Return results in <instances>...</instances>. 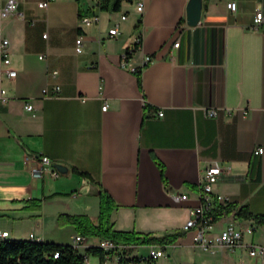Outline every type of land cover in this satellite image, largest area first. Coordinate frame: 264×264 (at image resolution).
I'll return each mask as SVG.
<instances>
[{
    "label": "crops",
    "instance_id": "1",
    "mask_svg": "<svg viewBox=\"0 0 264 264\" xmlns=\"http://www.w3.org/2000/svg\"><path fill=\"white\" fill-rule=\"evenodd\" d=\"M13 1V14L0 16V44L8 42L0 51L5 240L32 233L46 242L61 214L96 221L102 188L119 205L110 216L114 230L184 233L173 244L156 245L164 257L151 264H264V254H248L253 246L264 249V225L253 220L232 212L213 221L212 235L228 226L243 232V246L234 251H204L184 230L212 165L221 169L213 193L264 217V154H253L264 145V0H203L193 27L186 24L189 0H144L142 13L137 0L123 1L116 12L102 10L99 0ZM41 2L47 6L39 8ZM257 12L263 19L255 26ZM80 15L97 21L81 25ZM115 25L118 34L110 37ZM138 34L141 43L123 68L121 58ZM145 56L151 62L138 76L130 69ZM42 156L51 166L33 178ZM54 164L68 173L53 176ZM25 200H40V210L25 209ZM20 222H27L24 237ZM148 246L138 252L146 254Z\"/></svg>",
    "mask_w": 264,
    "mask_h": 264
},
{
    "label": "built area",
    "instance_id": "2",
    "mask_svg": "<svg viewBox=\"0 0 264 264\" xmlns=\"http://www.w3.org/2000/svg\"><path fill=\"white\" fill-rule=\"evenodd\" d=\"M15 2L13 0H9L5 3L4 6L0 7V16L2 18L8 17L13 14ZM47 6V2H41L38 4L39 8H45ZM227 8L231 11L236 10V3L229 2L227 3ZM137 11L142 13L144 10V0H137ZM126 19L125 15L121 16V20ZM263 19L262 12H257L254 19V24H261ZM97 21V17L91 16H80L79 23L84 26H88L91 23ZM118 34V27L115 25L113 28L109 29L108 35L110 37H116ZM45 38L46 35H43ZM134 46L129 48L121 58V67L126 68V63L131 55V53L138 49L141 43V36L138 34L134 40ZM7 41H2L0 44V51H5V47L7 45ZM77 46L81 45V39L76 40ZM179 43H174V47H178ZM9 62L8 59L4 58L3 63L7 64ZM151 62L150 56H145L142 60V65L140 67H134L130 70L133 73H137L141 71V69ZM15 71H8L7 75L9 77L15 76ZM59 88H56L58 90ZM4 90H1L0 97L3 101H6L4 97ZM107 106H103L102 109L105 110ZM27 110H31L32 106L30 104L26 105ZM159 116L163 115V112L158 113ZM207 116L209 118H215L217 116V112L214 109H209L207 111ZM255 156H261L264 154V145L256 148L253 151ZM51 166L50 160L46 156L40 157L37 161V166L31 168V175L33 178H40L42 174ZM53 176H58V172L53 170ZM221 174V169L218 165H212L208 167L203 174L202 182L200 185V205L194 208L191 211L192 217L186 222L184 226V230H191L193 233V243L200 247L202 250L207 252H213L214 249H226L229 251H234L236 248L242 247V238L243 232L239 229H236L233 226H228L220 233L216 235L211 234V228L213 224L212 216L210 212L214 207L215 203L220 205L228 204V201L225 197L221 195H217L213 193V185L218 181V178ZM186 196H182V199H185ZM248 233L253 232V228L249 227L247 229ZM8 237V232L4 231L0 234V242L5 240ZM29 239L37 242H43L34 234L29 235ZM68 247L72 250L74 255L80 257L79 262L74 264H151V262L164 257V251L162 247L156 245H147V253L140 254L138 249L143 245L138 244H125V243H116L112 239L108 238H96L92 236H81L75 234L71 237L69 243H67ZM63 252V251H62ZM60 251H55L52 253L53 259H59L63 253ZM250 256L263 255L264 249L258 247H251L248 251ZM95 259L94 263L92 260ZM73 264V263H70ZM239 264H244L243 262H239Z\"/></svg>",
    "mask_w": 264,
    "mask_h": 264
},
{
    "label": "trees",
    "instance_id": "3",
    "mask_svg": "<svg viewBox=\"0 0 264 264\" xmlns=\"http://www.w3.org/2000/svg\"><path fill=\"white\" fill-rule=\"evenodd\" d=\"M130 0H99L102 10L119 11L121 3ZM82 16V15H80ZM141 71H138V76ZM76 172L82 177L88 175ZM99 214L96 221L86 215L61 214L57 218L59 226H71L75 233L81 236H92L96 238L112 239L116 243L138 244V245H169L173 244L184 235L181 231L165 233L162 235L139 234L136 232L116 231L111 222V212L119 205L102 188L98 190ZM25 209L40 210V200L21 201ZM234 212L237 219L253 220L258 225H264V217L251 214L247 208H237L235 205L226 206L215 203L210 215L213 221H217L224 215ZM60 251L63 253L59 259H53L52 253ZM80 257L74 255L67 244H56L51 242H37L30 239L25 240H3L0 242V264H70L79 262Z\"/></svg>",
    "mask_w": 264,
    "mask_h": 264
},
{
    "label": "water",
    "instance_id": "4",
    "mask_svg": "<svg viewBox=\"0 0 264 264\" xmlns=\"http://www.w3.org/2000/svg\"><path fill=\"white\" fill-rule=\"evenodd\" d=\"M203 10V0H189L186 6V24L196 26ZM53 168L62 175L68 173V168L62 164H54Z\"/></svg>",
    "mask_w": 264,
    "mask_h": 264
},
{
    "label": "rangeland",
    "instance_id": "5",
    "mask_svg": "<svg viewBox=\"0 0 264 264\" xmlns=\"http://www.w3.org/2000/svg\"><path fill=\"white\" fill-rule=\"evenodd\" d=\"M27 222H20L19 236H26L27 233ZM16 232V231H15ZM75 234L73 228L69 226H60L56 230L52 231V239L47 240L46 242L56 243V244H67L70 241V237ZM145 252V251H142ZM94 263L95 259L92 260Z\"/></svg>",
    "mask_w": 264,
    "mask_h": 264
}]
</instances>
